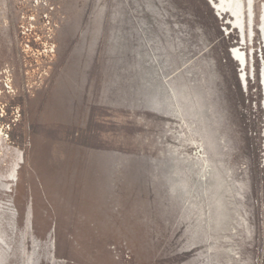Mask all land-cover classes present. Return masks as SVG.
<instances>
[{
    "label": "rangeland",
    "instance_id": "1",
    "mask_svg": "<svg viewBox=\"0 0 264 264\" xmlns=\"http://www.w3.org/2000/svg\"><path fill=\"white\" fill-rule=\"evenodd\" d=\"M0 71V264H264V0H0Z\"/></svg>",
    "mask_w": 264,
    "mask_h": 264
},
{
    "label": "bare ground",
    "instance_id": "2",
    "mask_svg": "<svg viewBox=\"0 0 264 264\" xmlns=\"http://www.w3.org/2000/svg\"><path fill=\"white\" fill-rule=\"evenodd\" d=\"M239 53H240V52H237V51L235 52V58H236L237 60H238V59H241V58H240L241 55H240ZM243 63H245L244 60H243ZM9 68H10V67H7L6 70H5V72L2 73V75L5 74V73H7V76H11V75H9V72L11 71V69L9 70ZM0 72H1V71H0ZM7 76H6V77H7ZM7 78H8V84H7V85L9 86V88L12 89V90H11V92H12V91H14L15 82H14V80H13L11 77H7ZM2 91H3V90H2ZM4 95H5V93H2V98H4ZM0 133H1V130H0ZM253 164H256V162L253 163ZM250 165H252V164L247 163V165L243 167V171L246 170V169H248ZM229 192H230V191L228 190V193H229ZM228 193H227V194H228ZM225 194H226V193H225ZM229 195H230V194H229ZM229 195H228V196H229Z\"/></svg>",
    "mask_w": 264,
    "mask_h": 264
}]
</instances>
